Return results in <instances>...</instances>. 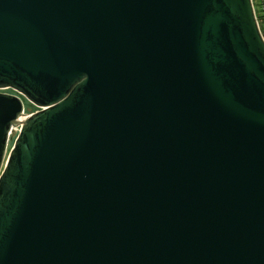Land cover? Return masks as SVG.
Masks as SVG:
<instances>
[{"label":"water","instance_id":"95a60500","mask_svg":"<svg viewBox=\"0 0 264 264\" xmlns=\"http://www.w3.org/2000/svg\"><path fill=\"white\" fill-rule=\"evenodd\" d=\"M0 264H264L251 0H0Z\"/></svg>","mask_w":264,"mask_h":264},{"label":"built area","instance_id":"2783aa9c","mask_svg":"<svg viewBox=\"0 0 264 264\" xmlns=\"http://www.w3.org/2000/svg\"><path fill=\"white\" fill-rule=\"evenodd\" d=\"M256 1H257V5H258V11L254 7V0H251L252 6H253V11H254V14L256 17V21L258 23L259 31L264 38V0H256ZM262 26H263V28H262ZM23 114H24V117L29 116V115H25L26 114L25 107H24ZM15 132H18V129L15 130Z\"/></svg>","mask_w":264,"mask_h":264},{"label":"rangeland","instance_id":"374dc122","mask_svg":"<svg viewBox=\"0 0 264 264\" xmlns=\"http://www.w3.org/2000/svg\"><path fill=\"white\" fill-rule=\"evenodd\" d=\"M254 7H255V9L258 11V5H257V1L256 0H254ZM262 28H263V26H262ZM1 92H4V93H9V94H14L12 91H10V90H1ZM23 103H24V107H25V109H29V111L27 112L26 111V114L25 115H30V114H34L35 112H37L39 109L38 108H36V107H34V106H32L30 103H28L27 101H23ZM16 134L17 133H15L13 136H12V141H11V143H10V147H11V145H12V143H13V139H15V137H16ZM9 147V148H10ZM9 148H8V150H9Z\"/></svg>","mask_w":264,"mask_h":264},{"label":"bare ground","instance_id":"6f19581e","mask_svg":"<svg viewBox=\"0 0 264 264\" xmlns=\"http://www.w3.org/2000/svg\"><path fill=\"white\" fill-rule=\"evenodd\" d=\"M24 118H26V117L22 116V118H21V119H24Z\"/></svg>","mask_w":264,"mask_h":264}]
</instances>
